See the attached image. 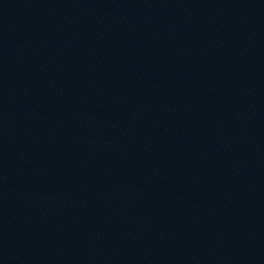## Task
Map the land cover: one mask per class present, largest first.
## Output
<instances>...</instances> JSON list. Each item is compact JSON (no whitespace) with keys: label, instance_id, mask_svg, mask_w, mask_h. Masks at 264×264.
<instances>
[{"label":"water","instance_id":"obj_1","mask_svg":"<svg viewBox=\"0 0 264 264\" xmlns=\"http://www.w3.org/2000/svg\"><path fill=\"white\" fill-rule=\"evenodd\" d=\"M0 264H264V0H0Z\"/></svg>","mask_w":264,"mask_h":264}]
</instances>
